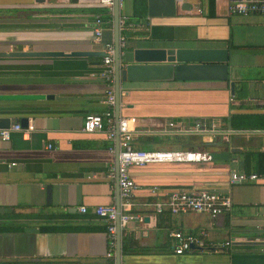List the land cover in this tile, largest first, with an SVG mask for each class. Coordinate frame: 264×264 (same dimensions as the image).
<instances>
[{"label": "crops", "instance_id": "1", "mask_svg": "<svg viewBox=\"0 0 264 264\" xmlns=\"http://www.w3.org/2000/svg\"><path fill=\"white\" fill-rule=\"evenodd\" d=\"M146 1L120 6V20L130 24L126 48L142 37L225 47L230 77L121 82L119 117L131 119L133 146L207 151L214 140L228 139L239 150L227 161L130 167L137 186L131 211L140 218L123 230L122 245L123 238L132 244L129 252L122 249L121 264H264V128L231 124L234 115L264 116V14L230 13L232 0H214L210 14L209 0H185L175 16L149 18ZM99 7L104 14L94 10ZM96 14L106 21L98 41ZM113 38L112 14L99 0H0V52L98 54ZM101 62L100 55L0 57V93L44 95L0 101V118L32 125L28 134L24 125L0 138V264H108L105 221L93 209L116 203L117 140L83 130L87 113L106 109ZM197 121L218 131L192 130ZM250 149L259 153L252 172L261 176L230 184L231 171H245ZM175 189L224 191L232 206L217 216L156 213L152 201ZM177 231L204 245L176 254L171 234Z\"/></svg>", "mask_w": 264, "mask_h": 264}, {"label": "built area", "instance_id": "2", "mask_svg": "<svg viewBox=\"0 0 264 264\" xmlns=\"http://www.w3.org/2000/svg\"><path fill=\"white\" fill-rule=\"evenodd\" d=\"M106 6V11L110 15L113 12V0H99ZM185 0H176L181 4ZM123 0H118L119 7ZM230 13L264 14V0H232L228 5ZM201 12V9H198ZM105 19L100 14H96L92 30L94 40H99L104 29ZM130 24L125 19H119V37L118 47L122 53V49L126 45L125 30ZM104 55L102 56V69L100 77L105 84L104 102L106 109L102 112L87 113L84 117L83 130L86 132L102 131L110 139L116 138L118 132L119 137V156H118V186H119V210L117 211L115 204L98 205L94 207V213L105 221L107 234V251L106 259L108 264H115V251L117 245V225L118 218L119 229L122 233L126 225L133 219L140 218V215L131 211L132 197L137 186L130 174V167L144 166L154 163H178V162H206L210 161V156L202 150L187 149H137L133 146V132L130 128V120L125 117H119L115 120L114 116V51L115 46L113 40L103 44ZM174 127V123H169ZM20 124L0 129V138L7 140L10 138L11 131L21 130ZM25 133L28 134L32 129V125H27ZM192 130L200 133H215L218 130L212 123L197 121ZM226 132V131H223ZM231 132V131H227ZM112 150V148H111ZM113 172L110 173L112 177ZM116 176V169H115ZM261 175L255 172L246 173L244 171L233 170L229 174V183H241L257 180ZM153 210L156 213L167 211L172 214L179 213H206L211 216H217L228 211L232 206V200L228 193L224 191H215L209 189H175L165 192L164 196L152 201ZM80 212H86V207L80 206ZM176 239L174 252L176 254L190 250L194 246H203L202 239L193 234H182L180 231L171 234Z\"/></svg>", "mask_w": 264, "mask_h": 264}, {"label": "water", "instance_id": "3", "mask_svg": "<svg viewBox=\"0 0 264 264\" xmlns=\"http://www.w3.org/2000/svg\"><path fill=\"white\" fill-rule=\"evenodd\" d=\"M147 16L152 17H171L177 14L178 9H186L187 3L178 4L176 0H147ZM113 42L114 51V116L117 121L119 118L120 89L121 82H133L140 80H166V81H226L229 79V50L225 47L210 46L204 42L192 41L186 43L158 41L147 37L132 41L122 53L118 47L120 7L118 0H113ZM126 49V51H125ZM54 56V55H104V51L94 54L92 51H63L44 52V51H2L0 57H34V56ZM230 92L234 93V82L230 81ZM44 98L43 94L25 93H0L2 100H23ZM8 118H0V128H8L13 122ZM20 126L27 124L26 118H21ZM27 126V125H26ZM116 181L118 186V156H119V137L116 133ZM230 141L214 140L210 143V149L205 151L210 156V161H227L230 152L239 150L229 148ZM217 147V148H215ZM119 191L116 197V208L119 210ZM117 225V245L115 251V264H121L122 239Z\"/></svg>", "mask_w": 264, "mask_h": 264}, {"label": "trees", "instance_id": "4", "mask_svg": "<svg viewBox=\"0 0 264 264\" xmlns=\"http://www.w3.org/2000/svg\"><path fill=\"white\" fill-rule=\"evenodd\" d=\"M214 7V0H209V8L212 11ZM98 13H105V8L104 7H99L97 9H94ZM210 14H213V11L210 12ZM105 18V17H104ZM125 33V32H124ZM126 35V33H125ZM231 124L233 128H246V127H251V128H264V116L262 117H254V118H246L242 115H234L231 117ZM259 153L254 150H246L244 151L243 154V159H242V164L244 166V172L246 173H251L253 170L257 171L256 167V162H257V157ZM255 168V169H254ZM132 241L130 239H125L123 238V253L129 252V247L131 246Z\"/></svg>", "mask_w": 264, "mask_h": 264}]
</instances>
